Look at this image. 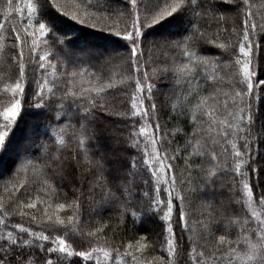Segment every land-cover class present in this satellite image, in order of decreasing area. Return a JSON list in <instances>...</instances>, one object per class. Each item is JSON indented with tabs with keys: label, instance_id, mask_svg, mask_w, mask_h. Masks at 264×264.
Here are the masks:
<instances>
[{
	"label": "snow or ice",
	"instance_id": "snow-or-ice-1",
	"mask_svg": "<svg viewBox=\"0 0 264 264\" xmlns=\"http://www.w3.org/2000/svg\"><path fill=\"white\" fill-rule=\"evenodd\" d=\"M0 98V264H264V0H4Z\"/></svg>",
	"mask_w": 264,
	"mask_h": 264
},
{
	"label": "trees",
	"instance_id": "trees-1",
	"mask_svg": "<svg viewBox=\"0 0 264 264\" xmlns=\"http://www.w3.org/2000/svg\"><path fill=\"white\" fill-rule=\"evenodd\" d=\"M4 0H0V3H3ZM257 3H259V0H256ZM92 30L85 28L84 32H90ZM2 99V98H0ZM40 117L37 116H26L25 122L26 124L32 123V121H38ZM24 134H25V125H22L21 128L17 131V143H23L24 140ZM14 166L13 160L11 158L5 157L4 160L0 161V170L8 172L12 167ZM2 191V189H0Z\"/></svg>",
	"mask_w": 264,
	"mask_h": 264
}]
</instances>
